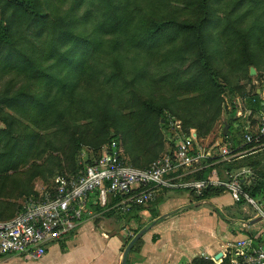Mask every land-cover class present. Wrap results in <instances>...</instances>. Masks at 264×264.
Listing matches in <instances>:
<instances>
[{
    "label": "trees",
    "instance_id": "1",
    "mask_svg": "<svg viewBox=\"0 0 264 264\" xmlns=\"http://www.w3.org/2000/svg\"><path fill=\"white\" fill-rule=\"evenodd\" d=\"M174 1L176 0H171V2ZM177 1L183 6L181 10L173 7L168 0H157L160 6L151 4L150 7H155L153 10H146L143 7L133 10L130 0H73L69 15L66 17L57 16L50 20L47 14L40 12L42 8L40 1L31 5L25 0H10L9 5L16 7V11H20L21 8H31V13L22 12L20 14L27 17L28 25L37 28L35 43L38 44V47L33 43L27 49H21L10 29L0 25V63L47 85L48 89L40 95L18 92L10 96L6 94L0 96V120L4 121L8 127L6 131H0V147L1 144L3 146L0 151V175L17 171L21 165H25L34 154L40 137L38 132L30 130L12 115L7 114L5 109L9 108L18 113L20 117L28 118L36 126L40 123L38 122L40 116L44 118L57 108L62 109L57 111V115L64 116L66 112L69 113V110H72V105L67 94L74 90L67 92L68 86L64 85L66 80L77 76L78 82H90L94 76L96 77V70L90 68L86 57L88 53L91 55L92 52H98L105 48L106 42L110 43L115 52L125 47L145 50L151 59L158 56V64L161 65L168 61L179 63L182 66L190 63L184 74L175 72L172 80L168 82L175 87V100L181 95L186 96L183 103L179 102L183 106L184 115L179 114L178 110H175L174 113L182 121L186 133L190 129H195L200 140L209 137L216 124L220 122L224 103L223 87L217 81L219 72L214 65L216 56L221 58L224 55H233L229 61L233 71L240 72V68L246 67L250 81L254 80L250 76V68L254 67L259 77L253 47L264 44V28L261 26L262 18L260 16L262 13L255 12L264 11V0L233 1L230 5L231 11H227V18L218 20L215 33L208 31L213 26L216 13L212 0ZM1 2L6 3V0H0V4ZM84 4L88 10L86 9V13L84 11L79 17L77 11ZM240 11H242L241 14L232 18L231 13ZM182 12H190L194 18L181 20L179 15ZM253 13L257 17L255 24L250 28H243L240 24ZM87 24L91 25L90 32H77ZM107 35H114V38L106 40L104 36ZM43 36V40H38ZM222 41H224L225 47L219 49V44L216 45V43L222 44ZM165 44H170L168 52L157 55ZM50 60H54L57 67L66 72L68 75L66 80H61L54 75L52 81L46 82L45 79L50 78L51 74L48 70L49 67L45 64ZM115 63L117 66L120 64L117 59H115ZM115 73L122 74L121 68L117 69ZM137 73L139 84L148 79H154L157 75L149 68L148 64ZM135 80L136 78H134ZM162 80L159 81L162 82ZM53 88L58 90L55 95L52 92ZM237 95L240 96V94ZM240 99L244 102L245 109H250L252 114L262 115L264 113V102L256 90L253 95H246L243 92ZM61 103L63 108L60 106ZM234 104L230 116L223 124V129L226 125L230 126L225 138V142L228 139L230 142L228 144L218 142V147L227 146L233 153H240L255 144H246L242 148H237V138L232 139L234 131L247 133L240 123L241 118L237 116L239 106L236 100H234ZM164 105L168 106L166 103H155L153 99H145L139 104V109L132 113L133 119L137 121L138 125L132 133H137L145 144L154 142L157 147V150L144 164L132 163L127 159L128 163L136 168L149 167L168 151V147L164 150L165 141L160 130V122L164 121L163 126H166L167 123L164 108L161 107ZM153 111L157 112L156 116L160 117L159 121L155 119ZM92 116L91 124L94 126L92 134L88 136V139L78 138L68 155L73 168L71 175H77L84 168V165L79 163L80 151L84 146L92 148L94 156H97L105 144L116 141L114 140L115 135L114 137L110 136L109 129L114 127L118 133L124 128L123 120L126 116L120 114V111L109 102L91 112L90 117ZM18 125L25 129L24 132L18 133ZM166 137L170 140L169 135ZM169 144L168 146L171 148L174 147L173 141L170 140ZM163 150L164 152L160 154ZM196 151L195 147L194 152ZM203 152L206 154L201 164L203 168L189 175L185 180L222 179V169L227 166L226 162L221 161L223 157L214 156L212 153L207 154L204 149ZM90 158L91 155L88 157L87 163L91 162ZM230 168L231 166L227 167L228 170ZM261 177L262 179L256 180L248 188H245L246 181L244 183L243 190L253 199L262 191L264 194V174ZM189 190L186 189V191ZM224 191L223 188L210 186L196 197L202 201L209 200L221 195ZM190 192L194 191L190 190ZM142 208L145 207H134L133 211ZM0 222L4 221L0 220ZM249 236L254 237L255 234ZM191 264L216 263L212 259L196 258ZM222 264H230V259H224Z\"/></svg>",
    "mask_w": 264,
    "mask_h": 264
},
{
    "label": "rangeland",
    "instance_id": "2",
    "mask_svg": "<svg viewBox=\"0 0 264 264\" xmlns=\"http://www.w3.org/2000/svg\"><path fill=\"white\" fill-rule=\"evenodd\" d=\"M25 1L31 5L40 1L42 3L40 12L47 14L50 20L57 16L66 17L70 14V10L73 5V0ZM130 1L133 10H137L142 7L146 10H153L155 7H150L151 4L154 6H160L157 0ZM168 1L171 2V0ZM212 1L214 2L216 13L213 26H211L208 31L215 33L217 31L216 24L219 22L218 20L227 18V11H231L232 7H230V5L235 0ZM9 2L10 0H6V3L1 2L0 4V25L10 29L11 34L14 35L15 40L21 49H27L30 45H33V43L38 47V44L35 43L37 28L33 25H28L26 22L27 17L20 14L22 12L26 14H28V12L31 13V8H21L20 11H16V7L10 6ZM171 5L180 10L183 7L177 0L171 2ZM87 8L86 4H84L77 11V16L80 17L84 11L86 13L88 10ZM241 13L242 11L238 13H231V16L234 18L237 14ZM255 13H262L260 16L262 18V22H260L262 28H264V11H256ZM255 13L249 15L240 25L243 28H250L253 26L257 19ZM179 16L181 20L194 18V15L190 12H182ZM90 30L91 25L87 24L84 28L81 27L78 29L77 32H90ZM104 38L109 40L114 38V35H107L104 36ZM43 39L44 36L40 37L38 40ZM218 44L219 49L225 47L224 41H222V44L220 42L216 43V45ZM106 45L107 46L105 48L100 49L98 52H92L91 55L88 53V56L86 57L90 68H94V70H96V77L94 76L90 82H78L76 79L78 78L77 76L72 77L71 80L69 78L66 80L68 75L66 72L61 71L57 67L54 60H50L47 64H45V66L49 67L48 70L51 74L50 78L45 79L47 83L52 81L55 75L61 78V80H66L64 85L68 86L67 92L74 90L67 94V98L69 97L72 105V110L70 109L69 113L66 112L64 116L57 115V111L62 110L57 108L51 111V113L44 118L40 116L38 121L40 123L36 126L35 124L33 125L28 118L20 117L18 113L9 108L5 109L7 114L12 115L18 122H21L23 125L29 127L30 130L38 132L40 137L39 141H37V147L34 154L25 165H21L17 171H10L8 174L0 175V220L9 221L14 219L21 212L26 200L32 196V194H38L46 187H49L57 176H76L71 175L73 173V168L71 167L68 155L78 138L88 139V136L92 134L94 126L91 124V119L93 118V116L90 117L91 112L95 109L101 108L108 102L110 105L119 110L120 114L126 116L123 120V130L120 132L118 131L117 133L115 128L111 127L109 129V134L110 136L112 135V137L115 135L114 140H116L123 155L130 162L144 164L145 161L151 157L153 152L157 150L154 142L145 144L144 140L137 133H132L138 127L137 121L133 119L132 113L139 109V104L145 99H153L154 102L158 104H168V106H161L164 108V116L167 120L166 126H163L165 124L163 120V122H160V130L165 141L164 150L168 147V144L170 143V140L166 137L169 135L166 132L168 130V120L170 117H176L174 113L175 110H178L179 114L182 113V115H184L183 106L179 102L182 101L183 103L184 97H186L181 95L180 98L175 100V87L173 84L168 82L172 80L175 72L177 74H184V72L188 70L190 63L182 66L179 63H170V61H168L161 65L158 64V56L151 59L148 52L145 50L125 47L118 50V52H115L110 43L106 42ZM169 47L170 44H165L163 49L159 50V54H156L163 55L168 52L167 49ZM253 48L255 55L254 59L258 64L259 77L257 72L255 76L251 77L254 80L250 81L248 79L246 67H242L243 69L240 68V72L232 70L229 61L233 55H224L221 58L220 56H216L214 65L219 72V77L216 78L223 87L222 97L224 99V103L222 117L220 122L216 124L212 134L206 139H199L200 147H202L207 154L212 153L214 156H221L220 152L222 147H218V142L222 137L223 124L230 116L232 107L235 106L234 100H236L240 111L242 110V105L239 100L243 92L246 95H253L258 87L264 90V44L260 46L255 45ZM115 59L119 60V66L116 65ZM147 64L157 75L154 79H148L147 81L139 84L140 81H138L136 77L138 74L137 72L144 68ZM119 68H121L122 74L115 73ZM134 78H136L135 81ZM159 80H162V82ZM47 89V85L38 82L35 79H31L24 74H20L15 69L6 67L3 63H0V96L5 94L10 96L18 92L40 95ZM52 92L55 95L58 90L53 88ZM237 94H240V96ZM64 104H66V101H64ZM60 106L63 108L62 103ZM155 111L152 113L153 115L155 114V119L159 121L160 117L156 116L157 112ZM0 122V131H6L8 128L6 123L2 120H0ZM260 124L261 118L260 120L258 117L253 119V128L250 130V133L256 134L258 132L257 128ZM24 130L25 129L22 126L18 125V133H22ZM236 138L238 145H246L245 133H238ZM229 142L230 141L228 139L225 143L228 144ZM254 144L257 145L256 143ZM2 148L3 146L1 144L0 151ZM83 149L93 150L88 146H84L80 152H82ZM164 150L161 151L160 154H162ZM249 154L250 152L239 155L238 157L230 160H226L223 157V160L221 161L226 162L227 166L222 169V179L224 181L230 180L231 177L243 179L247 176V174H249V180H247L245 188L252 186V184H249V181L254 183L256 180H260V178L262 179L261 176L264 174V151L258 153V155ZM90 155L92 156V153H87L86 158ZM80 162L81 160L79 163ZM228 166H231L230 170L227 169ZM224 193L226 194L223 195L222 199L228 201L229 203L231 202V204L236 208H243L241 210L242 212H244L243 210L251 212V217L254 216V209L248 202L245 200L235 202L229 192H223L222 194ZM192 194L194 197L197 196L194 192ZM195 199L199 200L197 197ZM148 206H145V208H148ZM130 218L132 219L133 215L130 216ZM248 219L249 217L244 220L247 221ZM131 229L133 232L136 231L133 228ZM259 232L254 234L258 235ZM231 256L233 257V255Z\"/></svg>",
    "mask_w": 264,
    "mask_h": 264
},
{
    "label": "built area",
    "instance_id": "3",
    "mask_svg": "<svg viewBox=\"0 0 264 264\" xmlns=\"http://www.w3.org/2000/svg\"><path fill=\"white\" fill-rule=\"evenodd\" d=\"M262 100L264 102V94ZM238 115H242V110ZM167 129L174 147L168 146L167 152L143 169L128 163L116 141L105 144L97 156L91 150L83 149L80 164L84 168L76 176H57L49 187L30 196L14 219L0 222V259L12 255L35 261L43 259L50 245L81 225L93 197L102 206L111 205L122 214H129L134 207L154 203L163 190L190 189L200 196L203 190L213 186L229 192L235 202H248L257 217L264 221V204L243 190L249 174L243 179L231 177L225 181L185 180L203 168L201 164L206 154L200 147L197 131L190 129L186 133L180 119L170 117ZM257 131L256 134H245L246 144L264 142V113ZM87 153H92L90 163H87ZM220 153L226 160L240 155L228 147H222ZM222 254L219 260L205 259H212L216 264H222L226 258L230 259V264H264V228L254 237L246 236L227 243Z\"/></svg>",
    "mask_w": 264,
    "mask_h": 264
},
{
    "label": "crops",
    "instance_id": "4",
    "mask_svg": "<svg viewBox=\"0 0 264 264\" xmlns=\"http://www.w3.org/2000/svg\"><path fill=\"white\" fill-rule=\"evenodd\" d=\"M256 92L263 99L264 90L258 87ZM239 102L242 115L238 117L248 132L253 128V119L260 120L261 115L252 114L241 99ZM237 134L234 131L232 139ZM244 146L239 144L237 148ZM263 151L264 142L240 155ZM225 194L202 201L190 191L163 190L148 208L129 214H122L111 205L102 206L93 197L81 225L50 245L43 259L12 255L0 259V264H122L126 247L143 230L146 233L131 250L127 264H191L196 258H215L227 243L264 228V221L251 224L258 218L255 211L253 217L251 212H242L243 208L222 199ZM255 200L264 204L263 191Z\"/></svg>",
    "mask_w": 264,
    "mask_h": 264
},
{
    "label": "water",
    "instance_id": "5",
    "mask_svg": "<svg viewBox=\"0 0 264 264\" xmlns=\"http://www.w3.org/2000/svg\"><path fill=\"white\" fill-rule=\"evenodd\" d=\"M257 74V70L254 67L250 68V76L253 77ZM264 106V103H263ZM229 125H226L223 129L222 132V137L220 139V143H224L225 142V138L228 135L229 132ZM263 219L261 217H258L256 220H253L251 222L252 225L256 224L257 222H261ZM146 233V230H143L141 232H139L132 240L131 242L128 244V246L126 247L125 251H124V255H123V260H122V264H127L128 263V257L129 254L131 252V250L133 249V247L135 246V244L143 237V235ZM222 253H219L216 257L215 260H219L222 258Z\"/></svg>",
    "mask_w": 264,
    "mask_h": 264
}]
</instances>
